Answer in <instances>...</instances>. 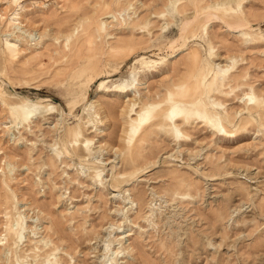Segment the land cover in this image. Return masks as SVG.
Returning a JSON list of instances; mask_svg holds the SVG:
<instances>
[{"label":"rangeland","instance_id":"1","mask_svg":"<svg viewBox=\"0 0 264 264\" xmlns=\"http://www.w3.org/2000/svg\"><path fill=\"white\" fill-rule=\"evenodd\" d=\"M0 99V264H264V0H0Z\"/></svg>","mask_w":264,"mask_h":264},{"label":"bare ground","instance_id":"2","mask_svg":"<svg viewBox=\"0 0 264 264\" xmlns=\"http://www.w3.org/2000/svg\"><path fill=\"white\" fill-rule=\"evenodd\" d=\"M209 17L210 18H208L209 20H213V19H216L217 17H215V14H211V15H209ZM235 27H244V24H242V23H239V24H237V25H235L234 26V28ZM183 30H185V28L183 29ZM181 36H182V34H180V36H179V38L178 39H180L181 38ZM17 48V47H16ZM15 58V57H14ZM234 59V58H233ZM221 60V59H220ZM223 70H225V69H223ZM226 71V70H225ZM224 71V72H225ZM220 72H221V69H220ZM230 80V79H229ZM226 83V82H225ZM214 85V84H213ZM235 85V84H234ZM204 87H206V86H204ZM233 87V86H232ZM236 87V86H235ZM234 87V88H235ZM215 89V88H214ZM233 89V88H232ZM236 89V88H235ZM216 91V90H215ZM231 91V90H230ZM232 93H234L233 92V90H232ZM231 94V93H230ZM204 95H206V93L204 94ZM233 95V94H232ZM231 95V96H232ZM228 96H230L229 94H228ZM236 96V95H235ZM245 97L246 96H248V95H244ZM238 96H236V98H237ZM252 97V96H251ZM234 98V97H233ZM239 99V98H238ZM124 100H125V108L124 109H128V108H131V102L133 101V100H131L130 98H128V97H124ZM205 100V99H204ZM203 100V101H204ZM245 100L246 99H239V101H240V104L241 103H243L244 104V102H245ZM259 100V99H258ZM251 101V100H250ZM202 102V101H201ZM210 102H212V101H210ZM0 103H3L4 104V102H3V100L2 99H0ZM135 103V102H134ZM206 104H208V103H206ZM216 104V103H215ZM218 104V103H217ZM222 104V103H221ZM136 105V104H135ZM224 105V104H223ZM249 105V104H248ZM263 105V104H262ZM25 108H31L32 106H33V103L32 102H28V103H26L25 105ZM133 106V105H132ZM208 106H210V105H208ZM89 107V106H88ZM93 107V106H92ZM183 107H185V106H183ZM187 107V106H186ZM219 107H222V105H219L218 106V108ZM243 107V106H242ZM246 107H247V105H246ZM262 107V106H261ZM134 108V107H133ZM204 108V107H203ZM206 108V107H205ZM214 108V107H213ZM212 108V109H213ZM226 108V107H225ZM53 109V108H52ZM100 109V108H99ZM124 109H122L123 111L122 112H124ZM180 109H181V107H180ZM242 109V108H241ZM240 109V110H241ZM131 111H133V110H135V109H130ZM225 110V109H224ZM228 110V109H227ZM52 111V110H51ZM85 111V110H84ZM130 111V112H131ZM207 111V110H206ZM214 111V110H213ZM216 111H217V108H216ZM223 111V110H222ZM243 111V110H242ZM219 112V111H218ZM239 112H241V111H239ZM84 113V112H83ZM134 113V112H133ZM205 113V112H204ZM206 113H209V112H206ZM205 113V114H206ZM220 113H221V111H220ZM227 113V112H226ZM230 113V112H229ZM232 113V112H231ZM238 113V112H237ZM237 113H235V116L237 115ZM8 114H9V116H10V119H11V122L12 123H14V124H16V125H18V118L16 117V114L14 113V111H13V109L12 108H8ZM95 114V113H94ZM102 114V113H101ZM210 114H211V112H210ZM210 114H208L209 116H210ZM223 114H225V113H223ZM222 114V115H223ZM99 115V114H98ZM126 115V114H125ZM136 115H138V113L136 114ZM228 115V114H227ZM244 115V114H243ZM252 115V114H251ZM96 116H97V114H96ZM216 116V115H215ZM242 116V115H241ZM250 116V115H249ZM143 115L142 114H140V115H138V118H139V120H142L143 119ZM178 117V116H177ZM228 117V116H227ZM170 118V120H171V118L172 117H169ZM212 118V117H211ZM201 119V118H200ZM199 119V120H200ZM216 119V118H215ZM219 119V118H218ZM217 119V120H218ZM228 119V118H227ZM234 120V119H233ZM250 120V119H249ZM135 121V120H134ZM202 121V120H201ZM20 122V121H19ZM139 122V121H138ZM204 122V121H203ZM212 122V121H211ZM221 122V121H220ZM227 122V121H226ZM140 123V122H139ZM208 123V122H207ZM143 124H145V123H143ZM233 124V123H232ZM209 125V124H208ZM219 125V124H218ZM218 125H214L213 127H215L218 131H222V129L218 126ZM244 126H246V124L244 125ZM243 126V127H244ZM93 127V126H92ZM96 127V126H95ZM211 127V126H210ZM259 127V126H258ZM138 129V128H137ZM137 129H134V128H130V130H128L130 133H132V134H134L135 132H136V130ZM97 132H98V130H97ZM100 132V131H99ZM102 132V131H101ZM223 132V131H222ZM129 133V134H130ZM138 133V132H137ZM136 133V134H137ZM100 134V133H99ZM104 134V133H103ZM135 134V135H136ZM101 136V135H100ZM128 137H129V135H128ZM134 137V136H133ZM84 143L86 144V146H90V144H91V142L89 141V140H85L84 141ZM101 146L99 145V146H97L96 147V150H98V151H100V148ZM64 152H66L65 154H67V155H69V153L65 150ZM85 162V161H84ZM92 164H93V166H95L94 168L96 169V173H98V178L97 179H99L101 176H102V173L104 172V169H105V164H103L102 163V160H100V161H95V162H92ZM98 181V180H97ZM118 183V182H117ZM95 184H96V182H95ZM119 184V183H118ZM117 187H115V189H116ZM118 189V188H117ZM125 197V196H124ZM123 198V197H122ZM110 199L112 200V202L113 203H116V201H119V199H120V197H118V195H111L110 196ZM126 200V199H125ZM125 200H124V198H123V201H124V203H125ZM129 203H130V201H128ZM127 202V203H128ZM121 203V202H120ZM119 203V204H120ZM123 203V204H124ZM128 203V204H129ZM131 205L133 204L132 202L130 203ZM119 211L116 209V210H114L113 211V213L112 214H116V213H118ZM125 218H126V215L123 217V220H125ZM126 219H128V218H126ZM127 232H130V231H126V232H120V233H118V234H123V233H127ZM17 236H16V238L18 239L19 238V236H20V234H16ZM122 236V235H121ZM127 236H129V234L128 235H126V237ZM119 236H116L113 240L114 241H112L111 243H108V244H106L105 242V240L104 241H102V240H100V241H97L98 239V237L95 239L98 243H100L101 241L102 242H104V244L102 245V246H99L98 244L96 245V242H94V243H92L93 245H96V247L93 249V252L92 253H94L95 254V256H93V258H95V259H97L98 261H99V264H113L114 262V260H116L117 259V257H113L115 254H118V253H116V251L115 252H113L114 250H113V248H109L110 246H111V244L112 243H114V242H118V244L120 245V243H122V239L124 238H122V237H120V238H118ZM118 238V239H117ZM100 239V238H99ZM15 244V243H14ZM101 248H102V250H101ZM18 260V259H17ZM261 261H263V260H261ZM18 263H19V261H17Z\"/></svg>","mask_w":264,"mask_h":264}]
</instances>
